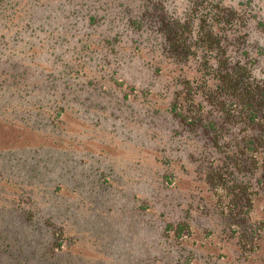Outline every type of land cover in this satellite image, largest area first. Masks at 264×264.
<instances>
[{
    "label": "rangeland",
    "instance_id": "374dc122",
    "mask_svg": "<svg viewBox=\"0 0 264 264\" xmlns=\"http://www.w3.org/2000/svg\"><path fill=\"white\" fill-rule=\"evenodd\" d=\"M117 1L0 6V264H264V229L228 227L207 180L225 149L180 93L202 51L163 48L157 4ZM165 4L180 16L185 0ZM252 199L264 220V190Z\"/></svg>",
    "mask_w": 264,
    "mask_h": 264
},
{
    "label": "trees",
    "instance_id": "16d2710c",
    "mask_svg": "<svg viewBox=\"0 0 264 264\" xmlns=\"http://www.w3.org/2000/svg\"><path fill=\"white\" fill-rule=\"evenodd\" d=\"M261 1L237 0L228 4L223 0H185L180 16L175 8L171 7L168 11L165 4L167 0L139 2L144 5L147 2L157 4L161 16L158 28L164 32V49L177 51L185 59L191 53L202 51L201 64L195 65L203 67L201 74L199 77H181L183 85L180 93H184L191 103H196L192 106L193 113L189 118L202 120L213 141L225 149L222 163L209 167L207 180L213 188L221 190L216 192L220 198L226 199L221 210L229 221V229L238 226L239 220L246 223L240 240H243V236L253 237L257 230L260 232L264 229L263 219H251L253 195L264 190V78L253 72L258 58L264 60V46L257 42L252 52V41H249L253 32L264 35ZM117 2L129 4L132 0ZM7 4L15 8L18 0H0V6L5 7ZM133 13L138 15L141 11L134 10ZM151 15H154L153 12ZM17 38L20 39L19 36L13 37L10 42L17 43ZM198 95L206 98L209 104ZM177 103L180 106V102L175 101L172 109L176 108ZM204 106L209 108L206 110ZM211 109L219 113L211 115ZM233 126L236 129L241 127L234 135ZM256 128L261 129L260 134H253L252 130ZM243 130L245 134H241ZM239 133L240 136L237 135ZM244 171L245 175L242 173ZM250 175L255 177V181H250ZM167 226L176 234H186L188 230L185 221L176 225L167 223ZM242 246H245L243 241ZM11 248V245L0 242V253Z\"/></svg>",
    "mask_w": 264,
    "mask_h": 264
}]
</instances>
